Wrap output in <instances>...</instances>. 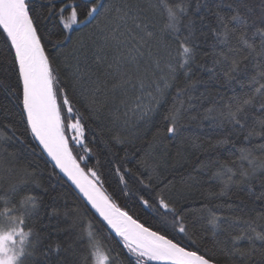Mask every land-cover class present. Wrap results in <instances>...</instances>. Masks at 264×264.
Wrapping results in <instances>:
<instances>
[{"label": "trees", "instance_id": "1", "mask_svg": "<svg viewBox=\"0 0 264 264\" xmlns=\"http://www.w3.org/2000/svg\"><path fill=\"white\" fill-rule=\"evenodd\" d=\"M107 2L114 8L127 7L137 14L140 28L131 21L121 26L126 44L110 41L105 45L100 30L93 25L74 26L73 31L66 32L57 19L46 18L49 0H34L42 13L40 30L45 34L51 30V44L46 43L45 50L55 74L83 117L85 140L91 149L88 166L100 175L102 190L119 207L142 223L150 224L154 222L151 210L141 207L138 185L129 177L139 175L147 181L149 175H158L167 185L168 194L185 210L189 235L196 245L192 250L219 264H264V241L247 239L252 235L250 226L264 233V198L260 197L264 192V168L257 167L253 173L251 163L264 162V109L256 91L264 92V78L260 76L264 72V59H253L248 54L247 45L239 38L236 21L228 26L237 31L229 33L224 43L215 36V32L222 31L217 13L227 21L234 14L228 5L239 0ZM244 2L254 10V15H259L261 0ZM165 4L174 10L177 6L186 9L183 15L178 13L179 31L168 27ZM67 15L66 12V18ZM115 15L113 11L101 27L105 23L114 25ZM190 19L194 22L191 35ZM252 31L249 30V43L258 46L259 36L253 38ZM65 35H70L71 41H65ZM186 36L189 39L184 42L193 50L194 58L180 67V41ZM57 41L62 43L53 47ZM220 53L247 57L239 65V73H233L235 79L228 80L225 76L230 60H223ZM131 56L136 57L135 61ZM152 59L159 60L160 65H172L174 71L169 72L172 87L165 91L150 116L135 121L128 113L138 91L122 86V82L126 75L155 80ZM177 89L182 90L179 95ZM19 92L11 50L0 30V206L6 199L18 202L28 195L38 198L35 213L24 216L25 231L31 227L35 245L34 257L25 264H43L45 257L41 253L57 243L61 251L50 252L49 264H83L89 223L100 250L106 253L113 249L112 255H119L117 264H127L128 255L120 238L110 234L106 223L56 171L30 130H25L20 119ZM247 95H255L256 102L248 107L243 127L234 126L225 118L227 105H234ZM210 108L211 113L207 111ZM175 109H180L178 130L170 134L167 131L170 121L166 117ZM73 151L78 158L85 155L79 147ZM244 171L249 172V177L241 182ZM53 208L57 209L55 215ZM213 215L217 217L215 225L210 223ZM242 234V239L235 240Z\"/></svg>", "mask_w": 264, "mask_h": 264}, {"label": "snow or ice", "instance_id": "2", "mask_svg": "<svg viewBox=\"0 0 264 264\" xmlns=\"http://www.w3.org/2000/svg\"><path fill=\"white\" fill-rule=\"evenodd\" d=\"M59 4V7L57 5ZM169 20L168 27L179 31L177 24L180 15L186 12L183 6H177L176 10L171 5H164ZM233 10V15L225 21L224 17L217 13L221 22L222 31L215 32L217 39L224 43L229 33H235L237 28H229V23L237 22L240 29L239 38L247 45L249 55L255 59H264V0H261L259 15L253 14V9L244 0L238 3L229 4ZM199 9V5L197 6ZM244 9L245 11H241ZM115 11V24H101ZM67 12V18L65 13ZM178 13L180 15H178ZM42 13L35 6L34 0H0V30L5 34V40L11 50L12 62L17 72V79L20 85V119L25 124V130L42 146V151L46 152L53 163L54 168H58L69 181L83 194V198L91 205L106 222L105 227L110 234L120 238V243L126 249L128 255L127 264H152L153 261L160 264H213V260L200 254L195 241L189 235V228L185 218V210L178 206V202L167 192V185L158 175H149L147 181L137 175L129 177L133 183L138 185V200L141 207L146 206L151 210L153 223L146 221L141 223L138 218H134L129 211L121 209L115 204L109 195L102 190L103 181L97 170L88 166L91 149L87 147L85 140L86 129L83 117L79 109L73 107L69 99V92L66 87H62L48 52L45 50L46 43L51 44V30L47 34L40 29L43 24L40 20ZM81 17H83L81 19ZM47 19H57L66 32L74 30V26L88 27L93 25L101 32L105 45L110 41L116 45L126 44L123 39L125 33L121 31V26H126L129 21L140 28L136 23L137 14L130 8H114L107 0H49L46 11ZM193 21H188L189 35H191ZM254 38L259 36V45L249 43V30ZM151 36L152 33H147ZM189 37H184L180 41V52L182 63L180 67L188 64L194 58L193 50L184 41ZM65 41H71L70 35H65ZM57 41L53 47L61 44ZM257 48L259 50H257ZM102 50V49H101ZM138 52V49H136ZM233 51V49H229ZM142 55V53H140ZM220 57L230 60V69L225 73L228 80L235 79L233 73H239V65L247 57H229L224 53ZM136 57L131 56L135 61ZM219 62V61H217ZM159 67V61L156 62ZM170 71H174L172 65H168ZM264 78V72L260 73ZM175 80V76L171 77ZM163 84V88L161 87ZM128 86L139 92L134 98L130 111L139 112L140 118H144L152 111L151 103L145 104L144 99L155 101L152 90L162 93L164 89L172 87L168 77H161L159 80L148 81L139 75L127 76L122 82V86ZM177 89V94L181 93ZM260 93V107L264 109V92ZM256 102L255 95H247L246 98L237 100L233 104L227 105L225 118L234 126L243 127L242 119L247 116V109ZM95 103V101H92ZM209 113L213 109L207 110ZM180 109H175L166 117L170 121L168 133L172 134L178 130ZM264 124V122H262ZM71 132L72 135L68 133ZM249 132V135H252ZM79 147L83 149L85 155L74 154L73 149ZM243 151V150H242ZM247 159V156L243 157ZM98 163V162H97ZM253 164V173L256 168H264V162ZM83 165V166H82ZM116 171L120 169L117 166ZM127 171H131L128 169ZM123 180V173H120ZM249 177V172L242 173L241 182ZM127 186V181H124ZM15 191V188L12 189ZM264 198V192L260 193ZM10 204L17 206L9 207ZM38 207V198L33 195L23 197L20 201L14 202L11 199L2 201L0 206V264H25V261L35 255V245L32 243L33 232L31 227L25 231L24 216H31ZM22 212L23 215L14 213ZM57 209H52L55 215ZM217 217L212 216L210 223L215 225ZM148 224V226H146ZM155 229V230H154ZM252 235L247 236L249 241L254 239L264 241V233L257 232L255 228H249ZM87 236V255L82 258L83 264H117L119 255H112L113 249L107 252L100 250V245L92 231L89 223ZM243 234L235 238L240 240ZM61 245L57 243L54 248L50 247L48 252L41 253L45 257L43 264H49L47 257L50 252L59 253ZM55 264V262H54ZM63 264V262H59Z\"/></svg>", "mask_w": 264, "mask_h": 264}, {"label": "rangeland", "instance_id": "3", "mask_svg": "<svg viewBox=\"0 0 264 264\" xmlns=\"http://www.w3.org/2000/svg\"><path fill=\"white\" fill-rule=\"evenodd\" d=\"M139 57H140V59L143 57V56H141V55H138ZM152 61V63L155 65L154 66V68H155V71H156V79L155 80H159L162 76L163 77H168L169 78V80H170V70H169V68H168V64H166V65H164V64H162V65H160L159 64V67H157L156 66V60H151ZM159 61V60H158ZM170 82V81H169ZM161 87L163 88V84L161 83ZM169 88H167V89H164V91L162 92V93H157L154 89L152 90V92H153V96H155L156 97V100L155 101H149V99L147 98V97H145V99H144V103L145 104H149V103H151V106H152V111L147 115V116H145L144 118H146V117H148V116H150V114L153 112V111H155L156 109H157V107H158V105L160 104V100H161V98L164 96V94H165V91L166 90H168ZM138 95H139V92H138ZM133 101L134 100H132V103H131V107H132V104H133ZM130 107V108H131ZM128 115H129V118L130 119H132V120H134L135 119V121L136 120H139V119H141L140 118V113L139 112H133V111H130L129 113H128Z\"/></svg>", "mask_w": 264, "mask_h": 264}, {"label": "water", "instance_id": "4", "mask_svg": "<svg viewBox=\"0 0 264 264\" xmlns=\"http://www.w3.org/2000/svg\"><path fill=\"white\" fill-rule=\"evenodd\" d=\"M33 138L35 139V137L33 136ZM36 140V139H35ZM37 141V140H36ZM37 143H38V145H39V142L37 141ZM39 147H40V149H41V151H42V146H40L39 145ZM43 153H44V155L47 157V159L52 163V161H51V157H49L48 155H47V153L46 152H44L43 151ZM52 165H53V163H52ZM56 169V171H59V173L61 174V176L66 180V181H69L68 179H67V177L62 173V172H60V170L58 169V168H55ZM69 183L71 184V186L74 188V190L76 191V192H78L79 194H80V196L83 198V194L82 193H80L79 192V190L75 187V185H73L72 183H71V181H69ZM104 191V190H103ZM106 194V193H105ZM83 200L86 202V199L85 198H83ZM114 202V201H113ZM115 203V202H114ZM88 205H89V207H91V205L89 204V203H87ZM116 204V203H115ZM118 206V205H117ZM121 208V207H120ZM91 209L99 216V213L94 209V208H92L91 207ZM121 209H123V208H121ZM124 210V209H123ZM130 214V213H129ZM100 217V216H99ZM134 217V216H133ZM135 218V217H134ZM100 219H102L103 220V218L102 217H100ZM106 223V222H105ZM142 223V222H141ZM147 226V225H146ZM201 254V253H200ZM213 264H219V263H217V262H215V261H213ZM221 264V263H220Z\"/></svg>", "mask_w": 264, "mask_h": 264}]
</instances>
